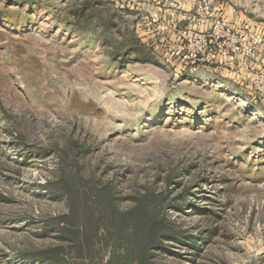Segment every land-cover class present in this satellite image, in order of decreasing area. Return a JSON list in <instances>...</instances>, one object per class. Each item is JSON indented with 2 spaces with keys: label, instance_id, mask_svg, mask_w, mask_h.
Listing matches in <instances>:
<instances>
[{
  "label": "rangeland",
  "instance_id": "1",
  "mask_svg": "<svg viewBox=\"0 0 264 264\" xmlns=\"http://www.w3.org/2000/svg\"><path fill=\"white\" fill-rule=\"evenodd\" d=\"M243 23L264 32V0H0V264H51L92 185L121 209L155 193L154 264H264V59ZM85 201L72 228L104 264L116 241L88 242Z\"/></svg>",
  "mask_w": 264,
  "mask_h": 264
},
{
  "label": "trees",
  "instance_id": "2",
  "mask_svg": "<svg viewBox=\"0 0 264 264\" xmlns=\"http://www.w3.org/2000/svg\"><path fill=\"white\" fill-rule=\"evenodd\" d=\"M52 182L47 181L43 187L53 195L58 191L50 189ZM92 192L81 194L70 192L66 197L67 212L58 219H62V229L73 234L66 245L52 246L44 250V256L51 264H83L86 258L83 235L72 227H81L87 204L98 215L99 225L92 229L88 242L93 245L103 236H113L116 241L115 249L109 253L108 260L104 264L115 263V251H121L119 257H125L126 261L121 264H154L152 262V250L161 247L162 239L171 238L169 222L159 215L156 204V195L153 191H144L132 197L130 205L126 208L118 207V200L112 189L107 186L96 187L92 185ZM91 201V202H90ZM110 206V209H107ZM73 219V221H70ZM111 220L110 223H108ZM65 226V227H64ZM101 232V233H100ZM98 254L94 251L93 257Z\"/></svg>",
  "mask_w": 264,
  "mask_h": 264
},
{
  "label": "built area",
  "instance_id": "3",
  "mask_svg": "<svg viewBox=\"0 0 264 264\" xmlns=\"http://www.w3.org/2000/svg\"><path fill=\"white\" fill-rule=\"evenodd\" d=\"M257 25L253 23H243L239 25L235 31L232 32V38L234 42L240 43V37L242 33H248L250 38L252 39V43L254 44V48L258 49L260 52L259 56H261L264 59V32H259L257 29ZM229 34V31H228ZM249 52L244 53L247 57ZM229 54V51H227L226 55ZM256 78L258 79L259 88L258 93L260 97V102L264 105V62L261 65V70L257 74Z\"/></svg>",
  "mask_w": 264,
  "mask_h": 264
}]
</instances>
